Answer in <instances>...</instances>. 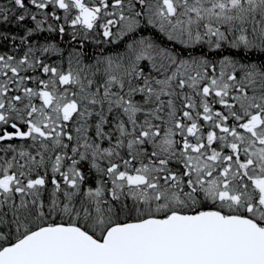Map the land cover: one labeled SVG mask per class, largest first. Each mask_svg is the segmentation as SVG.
<instances>
[{
    "label": "snow or ice",
    "instance_id": "1",
    "mask_svg": "<svg viewBox=\"0 0 264 264\" xmlns=\"http://www.w3.org/2000/svg\"><path fill=\"white\" fill-rule=\"evenodd\" d=\"M11 18L34 26L21 58L0 55V142L32 144L0 158V264H264V61L216 51L217 71L206 55L182 59L142 35L151 26L186 49L264 57V0H8L0 22ZM49 18L73 40L79 27L124 42L121 57L96 61L102 84L79 51L67 70L39 58L61 52L29 43ZM158 60L175 71L146 75L142 62L167 72ZM36 68L48 78L21 74Z\"/></svg>",
    "mask_w": 264,
    "mask_h": 264
},
{
    "label": "bare ground",
    "instance_id": "2",
    "mask_svg": "<svg viewBox=\"0 0 264 264\" xmlns=\"http://www.w3.org/2000/svg\"><path fill=\"white\" fill-rule=\"evenodd\" d=\"M3 1V0H0ZM3 5V4H0ZM59 16H61L59 14ZM62 17V16H61ZM52 21H55L52 18H49L48 21L43 25V30L37 33H34L32 38L30 39L29 43H31L32 45L36 46V47H40V46H47L49 44L55 45L57 46L59 49H61L60 53H43L40 54L38 53V55H41V58L44 60L45 64L48 65H52V66H56V64L60 65L62 64L64 61H68L69 62V55L72 54L74 57V51H79L81 52L83 55L81 57L82 63H81V67L88 65V66H93L90 69H85V74L87 75L88 78L92 79V71L96 72L95 69V64L96 61L99 60L97 59L98 56L102 55V54H106V51L110 50L111 48H113V46H115L117 43L112 42V43H103V37L101 35H98V31H95V29L92 32H89L87 34L84 33L83 29L77 31L79 33V35L77 36L76 40L73 41V43L67 42V41H63L60 40L58 41V34L54 31H49L48 30V26L51 25L54 28V25L52 24ZM59 23H63V19H61L60 21H58ZM2 25V24H1ZM34 24L32 21L27 20L23 23V24H18L16 22V20L14 19L11 23L9 24H3L2 25V30H6L9 31L11 34H16V36H21L24 37L26 35V28L27 27H33ZM69 27V26H68ZM68 27L66 26V31L64 35H67L66 33L68 31L73 32V30H68ZM147 30V29H146ZM145 30V33H146ZM144 33V32H143ZM150 33V30H149ZM3 35H7V33L3 34ZM0 34V55H6V56H15L18 57L19 54L23 55L27 48L26 45L24 43H8L7 41H5L3 38L4 36ZM87 35V39H82V36ZM155 40V42L162 48H168L173 52L176 53H181V57L186 58L187 57V52L189 49H186L184 45L179 44L178 42L176 43H169V39L165 34H160L157 33L156 36H152ZM98 41H100L98 43ZM81 42H83L81 44ZM79 43V44H76ZM81 45H83V47H81ZM204 45V44H203ZM203 45L197 46L196 48L198 50H201L203 48ZM72 46V47H70ZM16 47H20V49H17ZM205 48V47H204ZM118 50V49H115ZM104 51V52H103ZM221 52L225 53L224 55H231L234 56V58L236 60L237 57H242L240 60H238L240 63H250L251 61H253V57H255L258 53H256L255 55H249L247 50H245L242 54H239L241 52V50L239 49H229V50H224L221 49ZM86 52H88V54L86 55ZM92 52V53H91ZM123 55V54H122ZM120 55V56H122ZM262 58V56H259ZM264 59V57H263ZM262 60V59H261ZM160 61V62H159ZM255 61H257L255 59ZM264 61V60H263ZM53 62V63H52ZM67 62V63H68ZM55 63V64H54ZM142 63H146L147 64V68L145 71V74H151L152 77H156V79H163L164 75H170L171 74V65L169 64V62L167 60H158L157 61V65L159 66V63H163L166 65L167 67V72L165 73L164 70H161V73H157L155 71V69L152 68L151 66V62H142ZM217 63V62H215ZM258 64V63H256ZM98 72H96L97 74ZM100 74V73H98ZM25 75H29V76H39L41 78H45L44 74L42 73V71L39 68L36 69H30L28 70L27 73H25ZM99 76H96L95 78H98ZM95 81V80H94ZM27 87H35V82L34 81H26L25 85ZM95 87V86H94ZM110 121H112L114 123V121L110 118ZM75 125L73 126H69L68 130L69 131H73ZM106 131H111L110 127H106L105 129ZM73 135L75 136V132L73 131ZM89 136H93L94 135V129L90 128L89 132H88ZM82 142V141H81ZM115 141L113 140V143ZM13 147V143H10ZM102 147H108V142L105 141L102 145ZM8 146H3L0 145V158L3 159H11L12 157V152H6L4 151V149H7ZM25 144H18L15 146V148L17 150H22L25 149ZM120 153H123L125 156L126 155V150L121 149ZM69 155H71V153H69ZM21 163L23 161H20ZM102 166H107V161H104L102 163ZM41 174H43V169L40 170ZM91 171L93 172V178L88 180V183L90 186H95L96 182L100 180V177L95 173V170L91 169Z\"/></svg>",
    "mask_w": 264,
    "mask_h": 264
},
{
    "label": "rangeland",
    "instance_id": "3",
    "mask_svg": "<svg viewBox=\"0 0 264 264\" xmlns=\"http://www.w3.org/2000/svg\"><path fill=\"white\" fill-rule=\"evenodd\" d=\"M3 1H6L7 3H8V0H3ZM126 2H127V0H126ZM6 3V4H7ZM111 10V9H110ZM12 18L10 19V21L9 22H7V23H4V22H0V34L1 35H3V34H5V33H7L6 32V30H2V25L4 24H9V23H11L12 21ZM99 23H103V20H101ZM2 24V25H1ZM147 29H149L150 30V33H146V34H144L145 36H148V37H150V38H152L153 40H154V38L152 37V36H156L157 35V33H160V34H165V33H162V32H160L157 28H153V27H151V26H148V28ZM77 31H79V30H82V29H80L79 27H77V29H76ZM95 31H98V32H101L102 31V29H99V28H97V29H95ZM114 31H115V29H114ZM145 33V32H144ZM166 35V34H165ZM3 36H6V37H10V38H13V37H15V39H13L14 41L15 40H18V39H20V36H15V34H9V33H7V35H3ZM14 41H12V42H14ZM155 41V40H154ZM20 41H18V43H19ZM171 42V44L172 43H176V41H169V43ZM83 42H81V44H82ZM110 43H112V42H110ZM115 43V42H114ZM116 45L115 46H113V48H111L109 51L107 50L106 51V54H102V55H100V56H98L97 57V59H102V57H105V56H111V57H113V58H119V57H121L120 55H122L123 53H124V50H125V44H124V42H120V41H116ZM76 44H79V43H76ZM205 47V48H204ZM207 47H208V49H206V46H203V48L204 49H206V51H207V53H210V48H209V46L207 45ZM115 49H118V50H115ZM168 49V48H167ZM195 49H197V48H195ZM170 50V49H169ZM171 51V50H170ZM104 52V51H103ZM92 53V52H91ZM88 54V52H86V55ZM198 56H200V55H198ZM22 57V56H21ZM39 58L41 59V60H43L42 58H41V55H39ZM180 58H182V59H188L189 57H186V58H184V57H180ZM211 61V60H210ZM68 61H64L62 64H60V67L59 68H61L62 70H67V68H68V63H67ZM160 62V61H159ZM160 64V63H159ZM217 65H219L218 64V61H217ZM65 67V68H64ZM73 67L75 68L76 67V64H75V58L73 57ZM34 70V69H33ZM145 71H146V69H145ZM170 71L172 72V71H175V66H172L171 67V69H170ZM181 71L183 72V69H181ZM217 71H219V67L217 68ZM92 73V79L93 80H95V84L93 85V87L94 86H96V85H99V84H102L103 83V77H102V71L101 72H98V73H100V74H96L95 76H93V71L91 72ZM22 75H25V73H21ZM211 74V73H210ZM9 75H11V74H9ZM171 75V74H170ZM45 76V75H44ZM96 76H99L98 78H95ZM152 76V75H151ZM45 78L47 79L48 77L47 76H45ZM156 78V77H155ZM88 79H90V78H88ZM142 86V85H141ZM73 91H76V89L74 88V89H72ZM114 91H115V89H113ZM185 91L186 92H188L189 90L188 89H185ZM17 94H19V93H17ZM136 99L137 100H141V96H140V94H137V96H136ZM35 103H37L38 105H39V103H40V101H35ZM99 109H97V111H98ZM74 125V124H73ZM72 125V126H73Z\"/></svg>",
    "mask_w": 264,
    "mask_h": 264
},
{
    "label": "flooded vegetation",
    "instance_id": "4",
    "mask_svg": "<svg viewBox=\"0 0 264 264\" xmlns=\"http://www.w3.org/2000/svg\"><path fill=\"white\" fill-rule=\"evenodd\" d=\"M85 2L87 3V2H89V0H85ZM109 2L111 3V0H109ZM7 2L6 1H0V4H6ZM33 11H36L34 8H33ZM49 12H51V11H56V14L57 15H61L62 17H63V10H58V9H55L54 7H50L49 8V10H48ZM38 18H40V17H38ZM14 20V18H12V20L11 21H13ZM58 21H52V24L54 25V28H56L57 27V25H58ZM67 26V25H66ZM65 26V27H66ZM68 27V26H67ZM68 30H73L71 27H68ZM54 32H56L57 34H58V36H59V38H58V41H60V40H63V41H67V42H70V43H73V41H75V40H73L72 39V34H71V32L70 31H68L66 34L67 35H64L65 33H63V34H61V33H58L57 31H54ZM15 36H16V34H15ZM20 36V35H19ZM5 41H7L8 43H12V44H14V43H16V42H18V41H20L19 43H21L22 41H21V36H20V39H18V40H13L12 38H10L9 36L8 37H6V36H4V38H3ZM12 41H14V42H12ZM70 47H72V46H70ZM17 49H20V47H16ZM258 55H260L259 53H258ZM13 56V55H12ZM21 56H23L22 54L20 55L19 54V56L18 57H16L17 59H19V58H21ZM43 62H44V60H43ZM53 63V62H52ZM55 64V63H54ZM52 66V65H51ZM56 66L57 67H60V65H58V64H56ZM65 68V67H64ZM220 110V109H219ZM201 123L203 124V123H205V122H203V121H201ZM73 125V123H71V122H69V126L71 127ZM68 126V127H69ZM9 131H11V129L9 128L8 129ZM208 130H210V129H205V132L206 131H208ZM28 141H30V140H28ZM13 142H25V141H22V140H19V139H14V140H12V141H4V142H0V144H7V145H5V146H8V144H10V143H13ZM120 156L121 157H123L124 159H128V157L127 156H125L123 153H120ZM116 162H119V160L118 159H116ZM136 166H139L138 164L136 165ZM172 167L174 168V169H176V168H179L180 167V165H176V164H173L172 165ZM83 170L85 171V173H86V175L88 176V180H90V179H92L93 177V172L91 171V168H90V164L89 163H84V167H83ZM209 205H210V202H209Z\"/></svg>",
    "mask_w": 264,
    "mask_h": 264
},
{
    "label": "trees",
    "instance_id": "5",
    "mask_svg": "<svg viewBox=\"0 0 264 264\" xmlns=\"http://www.w3.org/2000/svg\"><path fill=\"white\" fill-rule=\"evenodd\" d=\"M7 33L11 34L9 31H7ZM146 33H149V29L146 30ZM146 33H142V35H144ZM203 46H206V49H208L206 43ZM206 49H204V48H202L201 50H198V49H189L186 55H187V57H190V56H198V55H202L203 54V55H206L209 60H211L212 62L215 63V62L219 61L220 59H222V55L225 54V53L221 52L220 50H213V49H210L211 50L210 53H207ZM216 51L222 53V55L221 54H214V52H216ZM259 56L260 55L257 54L255 57H253V59H252L253 61H251L250 63H258V64L261 63L264 59H263V57L261 58ZM241 58L242 57H237L238 60H240ZM255 59L257 61H255ZM218 67H219V65H217V68ZM216 108H218L220 110H223L222 106H219V105H217ZM110 118L113 120V117L112 116H109V120H110ZM93 119H95V118H93ZM18 144H25L26 147H25L24 150H30V145L32 144V142L31 141L13 142L14 148ZM0 145L5 146L7 144H0ZM17 151H19V150H17ZM11 154L13 155L14 153H11ZM57 179H59V177H57ZM51 187H52L51 184H48L47 185V189L48 190H50ZM45 196H47V192L45 193ZM18 198H19V194H17V199ZM129 203H130V201H129ZM122 219H123V217H122Z\"/></svg>",
    "mask_w": 264,
    "mask_h": 264
}]
</instances>
